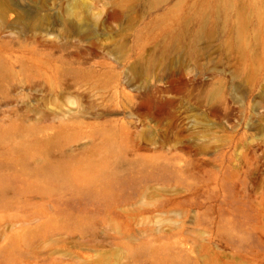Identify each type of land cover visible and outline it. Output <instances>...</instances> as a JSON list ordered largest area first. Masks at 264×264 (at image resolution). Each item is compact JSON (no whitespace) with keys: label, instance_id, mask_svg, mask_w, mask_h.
Masks as SVG:
<instances>
[{"label":"rangeland","instance_id":"rangeland-1","mask_svg":"<svg viewBox=\"0 0 264 264\" xmlns=\"http://www.w3.org/2000/svg\"><path fill=\"white\" fill-rule=\"evenodd\" d=\"M0 264H264V0H0Z\"/></svg>","mask_w":264,"mask_h":264}]
</instances>
